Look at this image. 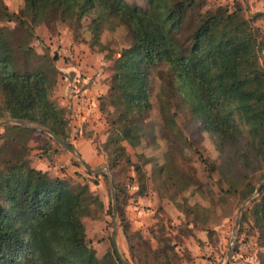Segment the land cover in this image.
Returning a JSON list of instances; mask_svg holds the SVG:
<instances>
[{"label":"trees","instance_id":"16d2710c","mask_svg":"<svg viewBox=\"0 0 264 264\" xmlns=\"http://www.w3.org/2000/svg\"><path fill=\"white\" fill-rule=\"evenodd\" d=\"M76 13L102 27L123 25L130 40L113 59L111 83L100 103L108 123L103 148L109 170L125 173L130 160L123 141L141 139L148 131L150 74L158 70L167 97L178 93L184 101L196 100L197 131L206 132L219 152L218 163L199 153L207 176L217 175L221 192L241 201L249 199L243 221L251 223L259 239L264 238V184L254 195L264 179V35L252 20L239 7L206 10L204 0H146L145 7L127 0H23L15 17L21 25L28 18L26 23L33 28ZM24 53L26 58L33 54L30 46ZM36 58L33 70L17 72L10 60L0 57V119L32 125L3 124L0 133V264H34L37 221L51 242L56 263L99 264L88 257L78 234L79 222L90 214L97 197L87 184L73 185L30 164L29 142L36 128L69 140L67 108L51 97L57 83L56 57ZM165 121L170 148L184 153L183 145L190 143L185 139L187 144L182 145L172 138L169 132L177 126L171 117ZM40 149L50 153V143ZM172 154L164 165H156L162 183L175 195L191 188L202 193L195 172L181 170ZM114 182L120 226L131 257L138 264H156L157 256L164 264H181L176 244L167 237L156 236L157 247L151 248L138 231L130 229L122 208L126 195L115 178ZM191 207L184 200L183 212Z\"/></svg>","mask_w":264,"mask_h":264},{"label":"rangeland","instance_id":"374dc122","mask_svg":"<svg viewBox=\"0 0 264 264\" xmlns=\"http://www.w3.org/2000/svg\"><path fill=\"white\" fill-rule=\"evenodd\" d=\"M127 1L146 6V0ZM22 7L23 0H0V57L10 60L17 72L33 70L39 55L56 57L58 75L51 97L67 108V142L73 145L74 153L44 137L36 128L29 142L30 164L51 176L64 177L73 185L87 184L97 197V202L91 204L90 214L78 224V234L88 257L99 264H123L116 253L129 264H138L131 257L123 235L117 202L113 213L110 182L114 187L115 178L126 195L122 208L130 229L138 231L151 248L157 247L155 237L162 234L176 244L181 264H225L230 247L228 264H264V238H258L243 216L233 240L239 209L245 204L244 214L249 201L221 192L217 175L207 176L199 153L218 163L219 152L206 132L197 131L195 117L200 111L196 100L184 101L178 93L167 97L166 83L160 79V72L153 69L150 74L152 108L146 115L145 125L148 131L141 139L123 141L130 165L125 173L114 174L108 168L103 148L108 123L100 103L111 83L113 59L121 48L130 45L126 27L117 24L102 27L76 13L64 21L56 18L31 28L26 23L28 18L24 17L25 24L21 25L15 17ZM225 7L241 8L260 35H264V0H204L206 10L215 12ZM29 46L33 54L26 58L24 48ZM166 117H171L177 126L169 135L182 145L187 144L183 142L185 139L190 143L183 145L184 153L178 147L170 148ZM2 130L0 124V133ZM46 141L51 149L48 154L40 149ZM169 152L181 170L195 172L203 184L202 193L191 188L175 195L166 188L155 170L156 165L166 163ZM114 191L116 196L115 187ZM184 200L192 206L187 213L183 212ZM35 230L34 264H58L41 222L35 223ZM156 264H164L161 256H157Z\"/></svg>","mask_w":264,"mask_h":264},{"label":"water","instance_id":"95a60500","mask_svg":"<svg viewBox=\"0 0 264 264\" xmlns=\"http://www.w3.org/2000/svg\"><path fill=\"white\" fill-rule=\"evenodd\" d=\"M0 124H19V125H24V126H31L30 124H28L26 121L23 120H15V119H4V120H0ZM40 130L48 133L58 144H60L63 148L67 149L68 151H70L71 153H74V147L71 143L63 140L62 138H60L58 135H56L54 132H52L50 129L47 128H42V127H38ZM83 165L88 169L91 170L85 163H83ZM92 171V170H91ZM264 184V179L259 183V185L256 188V191L254 193V195H257L261 186ZM110 189H111V194H112V206H113V213H116V196H115V191H114V187L112 184V181L110 182ZM249 199H247L245 202H247ZM244 206L245 204H243L240 209V217L235 221V225H234V231H233V240H235V234L237 231V228L240 224V221L242 219L243 216V210H244ZM231 254H232V247L229 248L228 252H227V259L225 264H228L230 258H231ZM120 260L122 261L123 264H129L126 260H124L120 255H119Z\"/></svg>","mask_w":264,"mask_h":264},{"label":"crops","instance_id":"0c3cea01","mask_svg":"<svg viewBox=\"0 0 264 264\" xmlns=\"http://www.w3.org/2000/svg\"><path fill=\"white\" fill-rule=\"evenodd\" d=\"M72 100H74V98H72ZM74 102V101H73ZM61 105H63V104H61ZM38 168V167H37ZM39 169H41V168H39ZM43 170V169H42Z\"/></svg>","mask_w":264,"mask_h":264}]
</instances>
